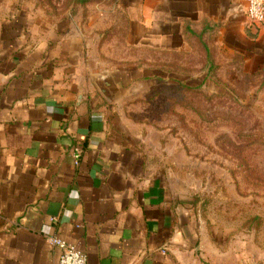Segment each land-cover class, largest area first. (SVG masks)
I'll list each match as a JSON object with an SVG mask.
<instances>
[{
  "label": "crops",
  "instance_id": "crops-1",
  "mask_svg": "<svg viewBox=\"0 0 264 264\" xmlns=\"http://www.w3.org/2000/svg\"><path fill=\"white\" fill-rule=\"evenodd\" d=\"M26 1L14 20L2 19L0 2V264H60L51 236L75 244L89 264H225L199 242L162 164L35 43L86 42V28L101 23L173 60L202 55L208 73L261 70L264 23L250 21L248 0ZM24 17L26 31L15 21ZM70 26L80 32L52 30Z\"/></svg>",
  "mask_w": 264,
  "mask_h": 264
},
{
  "label": "rangeland",
  "instance_id": "rangeland-1",
  "mask_svg": "<svg viewBox=\"0 0 264 264\" xmlns=\"http://www.w3.org/2000/svg\"><path fill=\"white\" fill-rule=\"evenodd\" d=\"M0 2L7 20L23 16L27 3ZM15 21L26 31L25 17ZM100 24L93 33L86 28V42H60L62 37L35 45L48 48L66 81L92 89L99 109L112 112L116 126L162 164L180 203L194 214L199 242L210 245L213 262L264 264V68L208 73L202 55L173 60L153 43L122 41L123 29ZM185 62L189 67H177ZM112 73L121 88L116 103L104 101L97 84Z\"/></svg>",
  "mask_w": 264,
  "mask_h": 264
},
{
  "label": "built area",
  "instance_id": "built-area-1",
  "mask_svg": "<svg viewBox=\"0 0 264 264\" xmlns=\"http://www.w3.org/2000/svg\"><path fill=\"white\" fill-rule=\"evenodd\" d=\"M247 13L252 23H264V0H248ZM73 156L75 164L79 165L82 156V151L79 147L75 148ZM49 241L60 250V264H89L86 254L75 244L58 236H51Z\"/></svg>",
  "mask_w": 264,
  "mask_h": 264
},
{
  "label": "water",
  "instance_id": "water-1",
  "mask_svg": "<svg viewBox=\"0 0 264 264\" xmlns=\"http://www.w3.org/2000/svg\"><path fill=\"white\" fill-rule=\"evenodd\" d=\"M97 84L101 92L111 100L117 98V96L120 95V92L117 90L120 89L121 91V88L118 80L113 74L106 75V77H104L102 80L99 82L97 81Z\"/></svg>",
  "mask_w": 264,
  "mask_h": 264
}]
</instances>
